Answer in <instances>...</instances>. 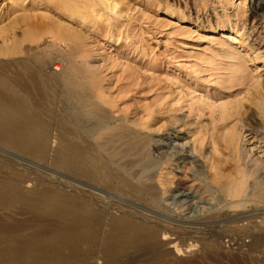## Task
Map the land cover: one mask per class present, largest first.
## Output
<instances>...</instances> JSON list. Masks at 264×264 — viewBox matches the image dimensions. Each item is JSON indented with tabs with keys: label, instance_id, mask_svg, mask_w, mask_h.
I'll list each match as a JSON object with an SVG mask.
<instances>
[{
	"label": "bare ground",
	"instance_id": "obj_1",
	"mask_svg": "<svg viewBox=\"0 0 264 264\" xmlns=\"http://www.w3.org/2000/svg\"><path fill=\"white\" fill-rule=\"evenodd\" d=\"M18 1L23 6L32 4L50 9L39 16L41 22L37 23L43 25L45 21V25L46 20H52L50 27L47 23L48 29L46 25L41 26L46 29H42V34L48 35L49 31L51 52L31 53L23 45L28 34L27 39L35 36L31 32L33 28L28 26L34 20L32 15H37L24 11L22 16H14L13 26L22 23L27 28L20 35L11 31L2 36L8 45L0 48V56L7 58L5 62L0 61V151L5 149L14 155L12 158L0 155V211L14 207L17 215L29 212L40 224L48 222L54 226L33 233L36 241L32 245H37L36 249L0 242V264H98L99 261L101 264H144L147 259L153 260V264H181L163 246L185 252V227L148 215L136 205L158 202L156 186L150 184L154 179L151 171L162 163L168 152L163 151L161 158H155L150 151L151 136L142 135L123 120L117 123L109 109L95 101L100 87L89 70L87 33L119 43L129 38L128 31H119V18H131L134 11H142L182 20L186 11L195 7V21L194 18L189 21L205 24L210 33H226L233 40L240 36L245 42L252 35L245 30L249 10L242 7L246 0H214L216 4L211 8L206 5L209 0H199V3L195 0H173L172 3L165 0H10L9 3ZM217 4H222L223 12H217ZM18 8L20 4L12 8V13H17ZM210 9L213 13L205 19L199 16ZM259 16L258 11L250 12L253 19ZM33 39L36 42L39 36ZM23 52L22 58H16ZM230 55L239 60L234 50ZM54 58L58 60L54 71H62L61 75L48 72ZM258 59L259 55L255 54L253 60ZM258 72L259 77L247 86L246 98H243L247 104L230 103L222 121L219 120L228 128L222 137L226 146L238 157L245 153L244 159L250 158L251 162L249 167L237 164L239 167L236 165L231 179L222 182L217 175L211 178L229 196L237 198L236 201L241 199L234 203L237 206L249 201L264 204V179L256 177L264 169V62ZM243 73L236 77L237 83L229 79L228 85L247 84L249 80ZM58 99L65 103L59 113L55 109ZM73 100L76 106L71 103ZM241 147L246 151L242 149V152ZM163 148L161 143L159 149ZM187 152L185 149V157ZM26 163L61 168L74 182L70 187L67 181L54 183L53 179V182H33ZM29 182L33 185L27 189ZM94 190L101 195L94 194ZM111 193L115 201L106 197ZM11 224L0 221V235L16 227ZM262 236L260 232L258 237L262 239ZM213 238L215 235L205 239V245L214 247L217 240ZM32 249L37 251L35 255Z\"/></svg>",
	"mask_w": 264,
	"mask_h": 264
},
{
	"label": "rangeland",
	"instance_id": "obj_2",
	"mask_svg": "<svg viewBox=\"0 0 264 264\" xmlns=\"http://www.w3.org/2000/svg\"><path fill=\"white\" fill-rule=\"evenodd\" d=\"M196 1L199 3V0ZM9 2L10 0H0V48L8 45L4 43L2 36L9 35L11 31L17 35L25 33L27 26L23 27L22 23L12 25L14 16H22L24 11H31L37 16L31 14L34 20H31V26L28 27L33 29L29 31L39 36V39H35V42L34 34V37L27 39L30 38L28 34L29 37L23 42L26 47H23L30 49L31 53H50V34L49 31L48 35L42 34V29L45 25L47 27V23H52V20H46L45 25V21H42L43 25L37 23L41 19L39 16L50 9L38 8L32 4L23 6L20 1L13 4ZM165 2L172 3L173 0ZM215 2L209 0L206 5L211 8ZM18 4L20 8L13 14L12 8ZM221 5L217 4L219 13L224 10ZM244 8L249 10L245 30L252 34L249 39L245 36V42H242L240 36L233 40L226 33H210L204 28L205 24L195 25L189 21L192 18L195 21V7L190 12L186 11L182 20L142 11H134L131 18H119V31L129 33V38L119 43L87 33L85 48L91 68L89 70L93 72L100 87V91L98 88V93L96 92L98 95L95 93V101L107 107L117 123L123 120L142 135L151 136L153 141L150 151L155 158H161L162 153L168 152L162 163L151 171L154 179L150 184L156 186L157 204H136L131 201L148 215H155L174 226L185 227V252L179 253L176 249L163 246V249L171 251L170 257L179 259L181 264H264L263 202L249 201L246 205H234L241 199L236 201L237 198L229 196L219 184L211 180L217 175L223 182L231 179L239 166H251L250 158L244 159L245 153H240L243 157L240 158L226 146L222 137L228 128L225 129L223 122L219 121H222L221 117L230 103L241 101L247 104V101L244 102L247 86L255 81V77H259L258 68L264 62V0H246L242 9ZM207 11V14L201 12L199 16L205 19L210 12L213 13L211 9ZM251 11L260 12V16L251 18ZM40 36L43 38L40 39ZM227 47L235 48L233 50L240 61L230 55L233 50H224ZM255 54L259 55L257 61L253 60ZM24 55L25 52L16 58ZM6 60V57L0 56L1 62ZM56 63L57 59L50 62L48 72L61 75L62 71H54ZM242 72L249 82L230 87L227 83L229 79L237 83V76L240 77ZM71 103L77 105L76 100ZM64 107L65 103L58 99L56 112L64 110ZM159 142L164 146L162 150L159 149ZM185 149L188 151L186 157ZM242 149L246 151L241 147ZM3 151H0V155L7 158L14 156L11 151ZM26 164L30 166L28 173L33 182L67 181L68 187L74 182L70 176L67 178L61 168L46 164ZM256 177L263 180L264 169ZM32 185L29 182L27 189ZM93 193L100 194L96 190ZM106 197L109 201L116 200L112 193ZM13 208L0 211V221L5 225L8 222L13 226L16 224L12 230L0 235V242L9 241L15 247L31 246L36 249L37 245H32L36 241L33 233L50 230L54 225L48 222L40 224V221L32 219L29 212L17 215ZM260 232H263L262 239L258 237ZM213 235V239L217 240L216 247L206 246V240H210ZM258 239L260 243L257 242ZM255 242L260 246H255ZM35 249H32L33 255L37 253ZM2 257L6 258L5 255ZM142 263L153 264V260L147 259V262Z\"/></svg>",
	"mask_w": 264,
	"mask_h": 264
}]
</instances>
